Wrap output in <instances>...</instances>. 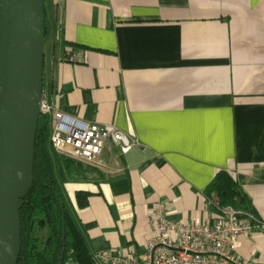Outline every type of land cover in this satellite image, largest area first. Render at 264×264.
<instances>
[{
    "label": "crops",
    "instance_id": "1",
    "mask_svg": "<svg viewBox=\"0 0 264 264\" xmlns=\"http://www.w3.org/2000/svg\"><path fill=\"white\" fill-rule=\"evenodd\" d=\"M46 5L44 96L140 141L125 154L108 142L98 182L63 184L91 252L143 251L160 202L174 220L214 223L205 191L225 169L261 220L236 253L264 264V0ZM70 48L81 58L67 60ZM78 191L90 193L88 205Z\"/></svg>",
    "mask_w": 264,
    "mask_h": 264
},
{
    "label": "water",
    "instance_id": "2",
    "mask_svg": "<svg viewBox=\"0 0 264 264\" xmlns=\"http://www.w3.org/2000/svg\"><path fill=\"white\" fill-rule=\"evenodd\" d=\"M46 0H0V264H18L44 96ZM62 264V263H61Z\"/></svg>",
    "mask_w": 264,
    "mask_h": 264
},
{
    "label": "built area",
    "instance_id": "3",
    "mask_svg": "<svg viewBox=\"0 0 264 264\" xmlns=\"http://www.w3.org/2000/svg\"><path fill=\"white\" fill-rule=\"evenodd\" d=\"M70 61L81 54L68 49ZM42 114L53 121L51 141L55 149L70 158L100 167L104 149L112 141L125 154L140 144L137 137L115 124L86 121L63 111L56 101L43 96ZM214 223L178 221L170 217L168 206L158 203L151 211L154 229L143 251L133 246L99 250L98 264H249L237 253L240 237L250 233L261 220L232 206L220 209Z\"/></svg>",
    "mask_w": 264,
    "mask_h": 264
},
{
    "label": "trees",
    "instance_id": "4",
    "mask_svg": "<svg viewBox=\"0 0 264 264\" xmlns=\"http://www.w3.org/2000/svg\"><path fill=\"white\" fill-rule=\"evenodd\" d=\"M46 32L47 38L48 19ZM52 131L51 116L42 114L36 139L34 182L21 208L22 249L18 264H98L68 204L63 184L98 182L104 174L97 167L59 153L51 141ZM205 194L218 213L232 206L259 219L251 197L228 170L216 174ZM89 195L77 192L80 206L88 205Z\"/></svg>",
    "mask_w": 264,
    "mask_h": 264
},
{
    "label": "rangeland",
    "instance_id": "5",
    "mask_svg": "<svg viewBox=\"0 0 264 264\" xmlns=\"http://www.w3.org/2000/svg\"><path fill=\"white\" fill-rule=\"evenodd\" d=\"M47 39H48V36H47V38H46V48H45V50H46V56H48Z\"/></svg>",
    "mask_w": 264,
    "mask_h": 264
}]
</instances>
